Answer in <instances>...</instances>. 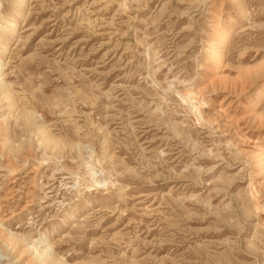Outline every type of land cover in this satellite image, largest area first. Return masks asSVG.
Segmentation results:
<instances>
[{"label":"rangeland","instance_id":"1","mask_svg":"<svg viewBox=\"0 0 264 264\" xmlns=\"http://www.w3.org/2000/svg\"><path fill=\"white\" fill-rule=\"evenodd\" d=\"M0 264H264V0H0Z\"/></svg>","mask_w":264,"mask_h":264},{"label":"bare ground","instance_id":"2","mask_svg":"<svg viewBox=\"0 0 264 264\" xmlns=\"http://www.w3.org/2000/svg\"><path fill=\"white\" fill-rule=\"evenodd\" d=\"M3 239H4V238H3ZM3 239H2V240H3ZM5 241H6V240H5Z\"/></svg>","mask_w":264,"mask_h":264}]
</instances>
